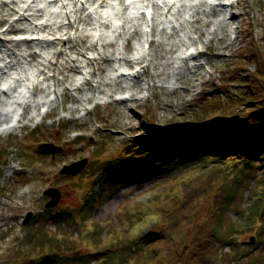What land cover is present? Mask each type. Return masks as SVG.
Instances as JSON below:
<instances>
[{"label":"rangeland","instance_id":"obj_1","mask_svg":"<svg viewBox=\"0 0 264 264\" xmlns=\"http://www.w3.org/2000/svg\"><path fill=\"white\" fill-rule=\"evenodd\" d=\"M105 1L104 7L101 0L78 7L73 0L0 1V73L12 67L10 83L20 81L21 96L32 104L17 115L14 107H1L0 252L40 223L50 237L67 241L47 264H130L127 257L139 248L114 245L111 235L122 233L131 210L142 209L151 196L182 197L180 185L173 186L200 171L210 174L207 187L218 181L224 188L223 223H238L232 239L214 241L215 248L247 249L261 223L241 218L252 205L251 172L243 163L143 166L144 151L137 149L159 127L184 123L186 112H211L214 119L228 104L229 111L241 108L230 103L234 95L244 101L261 96L250 75L255 65L246 57L264 49V0H154L147 22L143 2L128 8L123 0ZM218 9L228 23L220 31ZM79 14L88 23L76 28ZM241 57L244 72L236 70ZM69 65L79 71L66 72ZM41 142L59 151L50 154ZM82 159L86 165L78 174L60 172ZM48 189H58L60 199L46 209ZM84 233H91L95 247L83 244Z\"/></svg>","mask_w":264,"mask_h":264},{"label":"trees","instance_id":"obj_2","mask_svg":"<svg viewBox=\"0 0 264 264\" xmlns=\"http://www.w3.org/2000/svg\"><path fill=\"white\" fill-rule=\"evenodd\" d=\"M246 58L255 65L250 75L260 84V97L244 101L243 96L234 95L230 103H238L241 108L237 112L229 111L228 104L223 109L224 114L214 119L211 112H186V118L182 117L186 120L184 123L159 127L143 140L144 146L137 151L143 150L144 158L148 159H139L141 165L146 162L143 166L156 162L159 167H166L182 161L207 159L221 166L234 160L238 165L243 163L251 172L248 175L252 205L241 218L248 224L255 220L261 223L254 229L258 238L251 243L249 237L245 250L233 246L227 251L222 249L223 252L216 249L214 241L232 239L233 228L238 223L222 221L225 191L223 187L218 189L219 182L209 188L205 181L210 174L200 171L192 176L188 173L173 186L180 185L176 193L182 197L151 196L142 209L139 205L131 210L122 233L111 235L114 245L128 248L130 252H133L132 246L139 248L127 257L130 264H264V49L260 53L252 50ZM246 58H239L237 63L242 66ZM245 67L236 70L243 71ZM223 80L224 77L221 83ZM146 151L148 157H145ZM212 168L211 165L208 172ZM256 187L258 191L254 190ZM35 224L16 245L8 246L5 253L0 252V264H47L55 260L54 252L67 241L50 237L43 224ZM221 228L225 231L223 234ZM90 234L84 233L82 241L89 249L96 246ZM103 261L104 258L101 263Z\"/></svg>","mask_w":264,"mask_h":264},{"label":"bare ground","instance_id":"obj_3","mask_svg":"<svg viewBox=\"0 0 264 264\" xmlns=\"http://www.w3.org/2000/svg\"><path fill=\"white\" fill-rule=\"evenodd\" d=\"M238 1V0H237ZM100 5L99 6H106L107 2L106 1H102L99 3ZM135 6L134 3H131L129 5L128 8H133ZM82 8L81 9H76V13L78 12H82ZM221 12H222V9H218L217 11V16L218 18H220L221 15ZM81 14V13H80ZM79 14V18H77L74 22V25L76 26V28L79 26V23L83 22V25H86V23H88V17H83L82 15ZM143 19H144V16H143ZM218 24H219V31L222 29L224 30L226 25L228 24L223 18H220L218 20ZM74 25H72V27L74 28ZM71 25H68L67 27H70ZM59 28V27H58ZM71 28V27H70ZM24 32H27V30H23ZM20 32V31H19ZM135 35H137V31L135 32ZM25 41L28 40V39H24ZM66 42H64L65 44L68 43V41H71L70 38H67L65 40ZM146 44V43H145ZM61 53V51H59ZM101 62H107L108 61V58H105V57H101ZM6 68V67H5ZM4 68V69H5ZM66 72H78L79 71V67L78 66H75V65H69L66 67L65 69ZM39 73L43 74L44 75V72L43 71H40ZM14 74V70L12 69V67L10 69H7V70H4L0 73V84L5 86V88L3 90H0V121H1V118H2V110H1V107L2 109L5 111V108H8V107H14L12 109V111H14V114L17 115V109H26L28 106L30 107L32 104L26 102L24 99H23V96H21V88H22V84H20V81L19 82H13V83H10V75ZM47 77H45V75L43 76V80H45ZM27 81V78L26 80ZM75 84V88L78 86V84L74 83ZM25 87V86H24ZM36 86H32L31 88H35ZM28 89L30 90V87H28ZM52 92V91H51ZM55 99V98H54ZM52 104V103H49V105ZM19 112V111H18ZM22 113V112H21ZM21 113L19 115H21ZM7 121V118L5 119V122ZM9 121V120H8ZM2 123H0L1 125Z\"/></svg>","mask_w":264,"mask_h":264},{"label":"water","instance_id":"obj_4","mask_svg":"<svg viewBox=\"0 0 264 264\" xmlns=\"http://www.w3.org/2000/svg\"><path fill=\"white\" fill-rule=\"evenodd\" d=\"M39 148L44 151H48L51 154H54L56 151H59L57 147L51 144H42ZM85 164H86V159H82L81 161L64 166L61 170V173L74 176L84 168ZM44 193L50 196V199L44 205L45 208H52L58 204L60 199V192L58 189H48L44 191ZM29 216L30 214L27 215L26 219L24 220V223L27 222ZM253 239L254 238L251 237L250 240L253 241Z\"/></svg>","mask_w":264,"mask_h":264},{"label":"snow or ice","instance_id":"obj_5","mask_svg":"<svg viewBox=\"0 0 264 264\" xmlns=\"http://www.w3.org/2000/svg\"><path fill=\"white\" fill-rule=\"evenodd\" d=\"M148 15H151V13L149 12Z\"/></svg>","mask_w":264,"mask_h":264}]
</instances>
